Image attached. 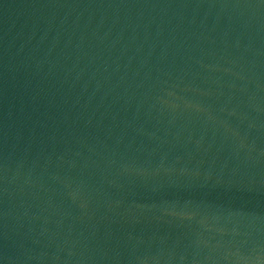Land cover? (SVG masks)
<instances>
[{
  "label": "water",
  "instance_id": "1",
  "mask_svg": "<svg viewBox=\"0 0 264 264\" xmlns=\"http://www.w3.org/2000/svg\"><path fill=\"white\" fill-rule=\"evenodd\" d=\"M0 264H264V0H0Z\"/></svg>",
  "mask_w": 264,
  "mask_h": 264
}]
</instances>
